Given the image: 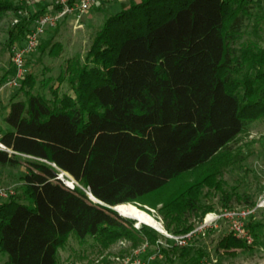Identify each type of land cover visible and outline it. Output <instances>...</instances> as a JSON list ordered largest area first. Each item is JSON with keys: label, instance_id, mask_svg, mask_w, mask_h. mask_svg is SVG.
Wrapping results in <instances>:
<instances>
[{"label": "trees", "instance_id": "1", "mask_svg": "<svg viewBox=\"0 0 264 264\" xmlns=\"http://www.w3.org/2000/svg\"><path fill=\"white\" fill-rule=\"evenodd\" d=\"M48 7L22 18L11 42L22 43ZM18 10L0 0V17ZM62 51L55 34L41 50ZM58 79L72 94L26 90L34 85L27 75L24 98H13L3 118L1 142L11 152L0 150V168H24L20 193L0 207L3 264H58L72 236L98 245L138 240L135 232L156 245L155 232L144 224L137 232L113 208L148 202L191 173L159 209L168 233L191 232V212H214L207 189L220 191L223 207L250 204L216 178L232 145L264 121V1H132L106 17L84 60L73 58ZM61 173L78 186L67 187ZM244 244L228 234L218 250ZM199 255L187 264H201Z\"/></svg>", "mask_w": 264, "mask_h": 264}, {"label": "rangeland", "instance_id": "2", "mask_svg": "<svg viewBox=\"0 0 264 264\" xmlns=\"http://www.w3.org/2000/svg\"><path fill=\"white\" fill-rule=\"evenodd\" d=\"M8 1L30 14L37 12L44 5H50V0L30 5H25L19 0ZM129 5L127 1L102 0L99 5H95L90 12L85 14L79 23H73V19L68 18L60 24L58 30H50L39 49L27 59L26 76H32L34 85L31 88L27 86L26 90L43 93L50 98H53L52 92L54 89L59 90V96L66 93L72 94L68 83L66 81L61 82L58 79L62 71L70 66L73 58L79 57L84 60L90 49L92 34L103 24L107 16L118 13ZM107 6H111L110 12L101 10V7L105 8ZM18 17L17 11L6 13L0 17V81H2L0 86V129L5 127L3 118L8 112L12 99L24 98L21 84L17 88L9 85V81L15 75L11 48L14 44H19L11 42V31L15 28L13 23ZM21 19L19 18V21ZM54 34L55 40L63 46L62 53L58 57L50 56L48 53L42 55L43 46ZM46 82L50 83L49 86L42 87V84ZM222 159H227L229 166L226 167L219 178H216L217 181L220 180L225 183L223 187H225L226 192L230 194L237 192L239 196L246 197L245 199L250 202V204H247L244 199H234L230 206L231 209L253 207L259 197L264 194V121L254 124L248 134L240 136L232 145L231 153L223 156ZM23 174V167L16 169L0 168V187H12L17 194L20 193L22 186L20 178ZM61 174H64L65 181L72 183L74 187L78 186L77 182L68 174ZM197 174L191 173L184 179L170 185L159 196L151 198L148 202L138 206L134 205L162 224L164 232L144 224L152 232H155L158 237L156 245L148 243L143 234H136L135 232L133 234L137 236L138 240L126 239L98 245H94L92 240L87 244H81L75 236H72L68 246L59 252L58 264H123L128 259L133 262L142 261L151 264H187L192 259L194 262L200 256L201 251L204 255L200 258L201 264H264V208L259 209L249 221V224L256 226L258 239L255 240L254 244H244L243 247L230 253L218 250L219 241L230 234L228 224L218 221L216 223L217 228L213 224L199 230L210 213L203 214L200 212L194 216L193 212L190 213L188 224L194 226L193 230H198V232L194 237L188 238L186 244H180L171 238L178 236L166 231L159 209L163 206L162 203L176 191L182 181L193 180V177L196 178ZM65 185L72 187L70 184ZM217 190H205L208 193L211 192V196L204 199V202L215 207L212 213H220L222 210L227 209L223 207V196ZM90 198L92 199L91 195ZM92 201L98 203L93 199ZM140 228L141 225L135 224L137 232ZM170 241L173 243H170ZM161 248L168 250L169 254H163ZM4 259L5 257L0 255V264H3Z\"/></svg>", "mask_w": 264, "mask_h": 264}, {"label": "built area", "instance_id": "3", "mask_svg": "<svg viewBox=\"0 0 264 264\" xmlns=\"http://www.w3.org/2000/svg\"><path fill=\"white\" fill-rule=\"evenodd\" d=\"M25 5L37 4L45 0H19ZM52 9L42 15H38L28 31L25 40L22 43L14 44L11 48V57L15 69V75L9 81V85L13 88L19 87L21 82L25 79L27 69V59L34 53L42 44L43 39L50 30L56 29L63 21L72 18L76 23H79L83 16L91 11V9L102 0H50ZM108 1V0H106ZM19 16L13 23L17 25L20 21L19 18L28 17L29 13L23 9L17 11ZM0 150H7V147L1 142L0 134ZM11 152V151H10ZM59 179L69 185L68 181L64 180V174L59 175ZM71 189L75 187L68 186ZM17 192L12 187H0V207L2 204L15 197ZM264 208V194L259 197L257 203L253 207L244 208H227L220 213H210L204 221L203 226L199 229L212 226L217 228V222L223 221L228 224L230 234L238 240H241L247 245H252L255 238L248 228L249 221L254 217L259 209ZM198 230L186 234L184 236L171 237L180 244H186L187 239L194 237ZM123 264H151L150 262L135 261L131 259L126 260Z\"/></svg>", "mask_w": 264, "mask_h": 264}, {"label": "bare ground", "instance_id": "4", "mask_svg": "<svg viewBox=\"0 0 264 264\" xmlns=\"http://www.w3.org/2000/svg\"><path fill=\"white\" fill-rule=\"evenodd\" d=\"M69 184L72 186V183L69 182ZM91 197L93 200L97 201L92 195ZM117 210L121 216L136 220L138 225L146 224L154 229L164 232L162 224L156 218L132 204L120 205L117 207Z\"/></svg>", "mask_w": 264, "mask_h": 264}, {"label": "crops", "instance_id": "5", "mask_svg": "<svg viewBox=\"0 0 264 264\" xmlns=\"http://www.w3.org/2000/svg\"><path fill=\"white\" fill-rule=\"evenodd\" d=\"M123 1H127L129 4H131L132 1L139 2L140 0H120V2H123ZM38 3H40V2H38ZM99 4H100V2H99L97 5H99ZM44 6H47V5H44ZM44 6H42L40 9H42ZM129 6H130V5H129ZM129 6H128V7H129ZM102 7H103V6H102ZM102 7H101V10H103V11L105 10V11L110 12V10H111V6H107V7H105V8H102ZM128 7H127V8H128ZM127 8H125V9H127ZM40 9H39V10H40ZM48 9H49V10L52 9V3H51V1H50V5H49ZM74 22H75V21L73 20V23H74ZM59 26H60V25H59ZM46 35H47V34H46Z\"/></svg>", "mask_w": 264, "mask_h": 264}, {"label": "water", "instance_id": "6", "mask_svg": "<svg viewBox=\"0 0 264 264\" xmlns=\"http://www.w3.org/2000/svg\"><path fill=\"white\" fill-rule=\"evenodd\" d=\"M68 176H70V175H68ZM71 177V176H70ZM99 202V201H98ZM100 203V202H99ZM102 204V203H101ZM115 211H117L118 212V210H117V207H114L113 208ZM119 213V212H118ZM121 215V214H120Z\"/></svg>", "mask_w": 264, "mask_h": 264}]
</instances>
